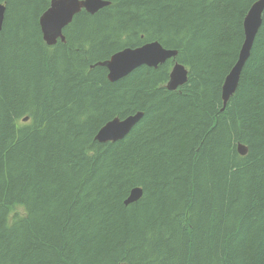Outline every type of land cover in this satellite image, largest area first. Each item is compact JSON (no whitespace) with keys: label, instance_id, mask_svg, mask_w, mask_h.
<instances>
[{"label":"trees","instance_id":"obj_1","mask_svg":"<svg viewBox=\"0 0 264 264\" xmlns=\"http://www.w3.org/2000/svg\"><path fill=\"white\" fill-rule=\"evenodd\" d=\"M108 1L47 45L50 0H0V264H264V12L222 110L255 0ZM149 41L185 84L166 89L172 59L108 81L97 62ZM136 111L123 139L94 140Z\"/></svg>","mask_w":264,"mask_h":264},{"label":"water","instance_id":"obj_2","mask_svg":"<svg viewBox=\"0 0 264 264\" xmlns=\"http://www.w3.org/2000/svg\"><path fill=\"white\" fill-rule=\"evenodd\" d=\"M108 0H50L48 7L39 17V26L42 38L47 45H53L57 39L64 41L63 29L72 21L73 17L82 9L93 14L98 10L109 5ZM264 12V0H255L247 10L243 19L244 39L240 45L236 61L224 78V95L222 96V110L226 103L235 92L241 76L243 67L250 56V52L262 24V15ZM5 17V3L0 2V30ZM176 50L164 48L159 42L152 41L136 47H125L114 52L106 60L97 62V65L103 66L107 70V79L110 82L118 81L141 65L156 67L159 63H164L167 59L176 55ZM188 70L179 63L174 62L169 72L166 88L175 90L187 81ZM142 111L127 115L124 118H113L108 120L95 134L94 139L100 143L108 141H118L123 139L134 125L142 118ZM27 117L24 118V121ZM238 152L246 154L247 148L238 145ZM142 196V189L132 188L124 205L138 201Z\"/></svg>","mask_w":264,"mask_h":264},{"label":"bare ground","instance_id":"obj_3","mask_svg":"<svg viewBox=\"0 0 264 264\" xmlns=\"http://www.w3.org/2000/svg\"><path fill=\"white\" fill-rule=\"evenodd\" d=\"M248 9H249V8H248ZM246 13H247V12H246ZM245 15H246V14H245ZM242 28H243V22H242ZM243 31H244V30H243ZM159 64H161V63H159ZM159 64H158V65H159ZM158 65H157V66H158ZM152 67H153V66H152ZM262 74H263V73H262ZM214 76H215V75H214ZM216 77H217V76H216ZM256 77H257V76H256ZM224 78H225V77H224ZM212 79H213V78H212ZM262 79H264V78H262ZM210 80H211V79H210ZM218 82H219V81H218ZM223 82H224V80H223ZM216 83H217V82H216ZM223 86H224V83H222V86H221V98H222V96L224 95V94H223V93H224ZM178 87H179V86H178ZM178 87H177V88H178ZM237 87H238V84H237ZM177 88H176V89H177ZM176 89H175V90H176ZM236 89H237V88H236ZM235 91H236V90H235ZM234 93H235V92H234ZM234 93L232 94V96L234 95ZM212 110H213V109H212ZM142 113H143V112H142ZM217 113H218V112H217ZM208 114H209V113H208ZM213 114H214V113H213ZM220 114H221V113H220ZM223 116H224V115H223ZM211 117H212V116H211ZM212 119H213V118H212ZM217 119H218V118H217ZM206 127H207V126H206ZM211 136H212V135H211ZM235 139H236V138H235ZM239 144L242 145V146H245V145H243V144H241V143H238V144H237V150H238V145H239ZM239 154H241V153H239ZM241 155H242V154H241ZM195 163H196V162H195ZM115 175H116V174H115ZM245 188H246V187H245ZM250 190H251V189H250ZM243 191H244V190H243ZM124 192H125V191H124ZM249 192H250V191H249ZM128 193H129V192H128ZM245 194H246V193H245ZM247 194H248V193H247ZM248 197H249V196H248ZM125 199H126V198H125ZM125 199H124V200H125ZM239 239H240V238H239ZM241 242H242V241H241ZM193 243H194V242H193ZM256 245H258V244H256ZM260 245H261V244H260ZM209 250H210V249H209ZM229 250H230V249H229ZM249 250H250V249H249ZM238 251H239V250H238ZM260 252H261V251H260ZM246 255H247V254H246ZM188 256H189V255H188ZM207 256H208V255H207ZM248 256H249V255H248ZM187 259H188V257H187ZM234 262H235V261H234Z\"/></svg>","mask_w":264,"mask_h":264},{"label":"rangeland","instance_id":"obj_4","mask_svg":"<svg viewBox=\"0 0 264 264\" xmlns=\"http://www.w3.org/2000/svg\"><path fill=\"white\" fill-rule=\"evenodd\" d=\"M24 210L23 207L21 205H16L14 207H12V209L10 210V214L9 217H12V215H23Z\"/></svg>","mask_w":264,"mask_h":264}]
</instances>
